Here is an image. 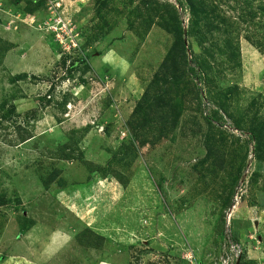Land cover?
Masks as SVG:
<instances>
[{
  "label": "rangeland",
  "instance_id": "obj_1",
  "mask_svg": "<svg viewBox=\"0 0 264 264\" xmlns=\"http://www.w3.org/2000/svg\"><path fill=\"white\" fill-rule=\"evenodd\" d=\"M188 3L0 0V264H264V0Z\"/></svg>",
  "mask_w": 264,
  "mask_h": 264
},
{
  "label": "trees",
  "instance_id": "obj_2",
  "mask_svg": "<svg viewBox=\"0 0 264 264\" xmlns=\"http://www.w3.org/2000/svg\"><path fill=\"white\" fill-rule=\"evenodd\" d=\"M186 1H187V3H188L189 0H186ZM188 4L192 5V3H188ZM181 46H182V49L185 48V45L183 44V42H181ZM184 53H185V52H184ZM191 61L194 62V65H195V66L191 67V69L193 70V72H194L196 75L199 74V73L197 72V70H196V68H197V69H200L199 62L196 60L195 57H191ZM173 62H175V61H173ZM154 97H155V103H156V104L159 105V104H161V103H164V100H163V98H162L160 95H156V96H154ZM165 103H167V102H165Z\"/></svg>",
  "mask_w": 264,
  "mask_h": 264
},
{
  "label": "crops",
  "instance_id": "obj_3",
  "mask_svg": "<svg viewBox=\"0 0 264 264\" xmlns=\"http://www.w3.org/2000/svg\"><path fill=\"white\" fill-rule=\"evenodd\" d=\"M62 242H64V241H62ZM62 245H63V244L61 243L60 247H61Z\"/></svg>",
  "mask_w": 264,
  "mask_h": 264
}]
</instances>
